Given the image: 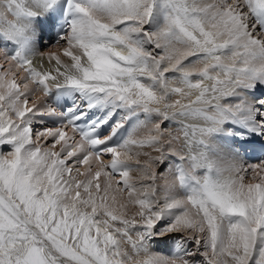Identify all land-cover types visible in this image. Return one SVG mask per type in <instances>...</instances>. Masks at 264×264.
Wrapping results in <instances>:
<instances>
[{"label":"snow or ice","instance_id":"6c2138e0","mask_svg":"<svg viewBox=\"0 0 264 264\" xmlns=\"http://www.w3.org/2000/svg\"><path fill=\"white\" fill-rule=\"evenodd\" d=\"M252 141L264 0H0V264H264Z\"/></svg>","mask_w":264,"mask_h":264},{"label":"rangeland","instance_id":"374dc122","mask_svg":"<svg viewBox=\"0 0 264 264\" xmlns=\"http://www.w3.org/2000/svg\"><path fill=\"white\" fill-rule=\"evenodd\" d=\"M46 38V37H45ZM47 41V40H46ZM48 43H49V41H48ZM54 46V45H53ZM58 47H61V46H59V45H57ZM42 51H45V52H47V48H43V49H41ZM61 59L63 60V58L61 57ZM35 63L37 64V65H39L40 64V60H39V58H37L36 60H35ZM54 61L52 62V64L54 65ZM50 66H52V65H49L48 63H47V61H45L44 62V67L45 68H48V67H50ZM38 94H40V98H42L43 99V95H42V93H40V92H37ZM50 123H48L47 124V126H49V127H51V124L49 125ZM170 129H172V128H174L175 127V125H169L168 126ZM70 134V133H69ZM220 146V149H221V155H222V157L224 158V160L223 159H220L219 157H213L214 159H218V160H220V162L221 163H226L227 162V160L229 159V158H232L233 156H235V158L239 161V162H243L242 160H240L241 158L238 156V155H235L234 153H231L230 151H229V149L227 150V151H223V144H221V145H219ZM222 147V148H221ZM0 151H3V152H7V151H9V149H8V147L7 146H5V147H3V148H0ZM147 151V150H146ZM241 151V150H240ZM223 152V153H222ZM243 152V151H242ZM243 153H246V152H243ZM225 154V155H224ZM227 154V155H226ZM154 155H155V153H154ZM106 161H107V157H105L104 158ZM140 159L141 160H143V159H145V157H140ZM244 163V162H243ZM257 163H261V162H257ZM244 164H252V163H250V162H248V161H246V163H244ZM153 167H159L158 165H153ZM132 175L134 176V177H138V176H140L141 175V173L140 172H138V171H133V173H132ZM166 176H167V179L166 180H161V181H159V183H160V185L161 186H164L165 184H171L172 183V176L171 175H169V174H166ZM247 179V178H246ZM129 210L130 211H134L135 209L134 208H132V206H129ZM160 227H164V225H159ZM179 238V234H167V235H165L164 237H162V238H160L158 241H156V242H154V247H155V250H163V249H166V248H168V247H171V246H173V244H174V241L176 240V239H178ZM158 245V246H157Z\"/></svg>","mask_w":264,"mask_h":264},{"label":"bare ground","instance_id":"6f19581e","mask_svg":"<svg viewBox=\"0 0 264 264\" xmlns=\"http://www.w3.org/2000/svg\"><path fill=\"white\" fill-rule=\"evenodd\" d=\"M45 44H48V41H46L45 40ZM47 52L48 51H57V50H59L58 51V54H60L61 55V57L63 58V60H65L66 62L69 60V58H66V57H64L63 56V52H62V47H58L57 45H52V46H50V47H47ZM37 97H39L40 96V94H38V93H36L35 94ZM47 123V122H46ZM50 125V124H49ZM52 126V125H51ZM70 133V132H69ZM71 134V133H70ZM246 146V145H245ZM222 148V147H221ZM228 150V148H226V147H224V145H223V151H227ZM237 150H238V156L241 158L240 160H242L244 163H246V161H248V162H250V163H252V164H254V162H253V160H251L250 158H249V156H248V154L247 153H243V152H245V151H240V149H239V145H237ZM223 153V152H222ZM225 155V154H224ZM227 155V154H226ZM242 162V163H243ZM255 163H257V162H255Z\"/></svg>","mask_w":264,"mask_h":264}]
</instances>
